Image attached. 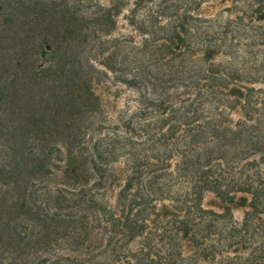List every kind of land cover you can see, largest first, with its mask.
<instances>
[{"label":"trees","instance_id":"16d2710c","mask_svg":"<svg viewBox=\"0 0 264 264\" xmlns=\"http://www.w3.org/2000/svg\"><path fill=\"white\" fill-rule=\"evenodd\" d=\"M78 1L0 0V264H264V92L211 73L215 112L184 137L189 152L175 139L193 118L192 102L168 112L169 95L141 97L129 133L95 137V84L125 59L97 65L77 50L90 35L109 34L119 8L99 5L85 18ZM165 10L150 9L151 25L138 28L165 29ZM169 23L170 41L184 38L185 23ZM226 110L243 117L225 123ZM207 191L220 211L201 205ZM164 198L170 203L157 207ZM234 206L243 207L240 220Z\"/></svg>","mask_w":264,"mask_h":264},{"label":"rangeland","instance_id":"374dc122","mask_svg":"<svg viewBox=\"0 0 264 264\" xmlns=\"http://www.w3.org/2000/svg\"><path fill=\"white\" fill-rule=\"evenodd\" d=\"M155 3L166 8L160 19V25H164L165 29L159 28L158 23H155V28H138L142 20L145 27L151 25L147 14L154 9ZM77 4L75 9L85 18L89 15L92 19L99 5L119 8L109 34L90 35L88 43L86 39L77 50L85 62L88 57L97 64L103 57L110 56L109 62L114 60V65L121 66V61L125 59V66L101 73L95 84L94 92L101 107L88 130L95 137L105 138L114 132L120 135L129 133L133 123L128 122V117L140 109L141 97L145 95L159 101L169 95L172 104L167 107L168 112L172 105L192 102L193 118L189 126L178 129L177 142L175 139L179 149L189 152L190 145H184L188 142L184 137L206 128L205 117L215 112L216 96L208 94L211 88L207 85L213 77L211 73H216V76L229 73V87H252L258 95L264 92V18H259L264 15V0H194L181 5H177V0H79ZM183 10L186 14L182 13ZM177 17L185 23L187 30L183 32L184 38L170 41L167 32L169 22L177 20ZM205 50L210 51V57L208 54L201 56L200 52ZM130 61H136V66L126 65ZM133 74L136 75L135 86L122 80V77L131 78ZM220 92L222 99L230 97L224 95L227 89ZM226 113L225 123L243 117L240 110H226ZM152 115L156 116L155 113ZM137 119L135 116L134 120ZM171 123L164 125L163 129ZM199 152L202 155L203 151ZM121 160L114 161V164L119 165ZM170 160L175 171L179 158ZM114 189L105 197L111 205L115 203L117 187ZM162 203L169 204L170 199L156 201V206ZM201 205L220 211L223 203L215 193L207 191L203 193ZM232 214L235 220H240L243 207L234 206Z\"/></svg>","mask_w":264,"mask_h":264}]
</instances>
